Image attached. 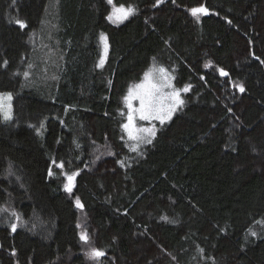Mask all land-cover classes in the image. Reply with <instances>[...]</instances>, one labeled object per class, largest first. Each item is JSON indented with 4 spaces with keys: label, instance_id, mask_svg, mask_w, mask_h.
Here are the masks:
<instances>
[{
    "label": "trees",
    "instance_id": "1",
    "mask_svg": "<svg viewBox=\"0 0 264 264\" xmlns=\"http://www.w3.org/2000/svg\"><path fill=\"white\" fill-rule=\"evenodd\" d=\"M113 3L0 0V264H264V0ZM152 62L189 89L134 151L120 103Z\"/></svg>",
    "mask_w": 264,
    "mask_h": 264
},
{
    "label": "snow or ice",
    "instance_id": "2",
    "mask_svg": "<svg viewBox=\"0 0 264 264\" xmlns=\"http://www.w3.org/2000/svg\"><path fill=\"white\" fill-rule=\"evenodd\" d=\"M109 5H112L113 11L107 17L110 21H123L127 19L129 15L133 14L134 10L132 8H125L123 5L117 7L113 0H107ZM162 2V0H159ZM190 14L199 22L200 15H206L208 10L207 8L201 7H193L190 10ZM230 22V21H229ZM21 28L26 27V25L22 21H17ZM104 42L105 53L107 51V43L106 37H101ZM104 59L102 58L99 66H103ZM159 73L162 74L160 78L153 79L152 73H146L144 76V81L140 84L135 85L134 88H130L128 91V95L125 97V104L128 109L127 113V123L123 125L124 130L126 131L128 138L131 140H135L138 142L151 143V139L149 137H155L156 129L155 127L151 128H137L135 126V119L138 118L140 120L150 121V120H158L161 124H164L165 121L170 120L172 118L173 113L183 105L184 101L180 99L179 91L173 90L170 93L162 92V88L171 87L170 83H161V80L167 81V73L163 68L159 69ZM221 75H227V73L221 70ZM241 92L244 91L242 85H236ZM187 90V89H185ZM133 100L139 102L138 107H133ZM5 101H11V95L5 94L0 96V112H2L4 118L10 119V103L5 104ZM123 114V113H122ZM146 134V135H143ZM135 150V149H133ZM55 163V162H54ZM60 168H63V164L57 165ZM51 171L49 175H51ZM77 173H73L71 175L65 173L67 183L65 184V190L69 193L72 192L73 181ZM77 206H80L79 200L76 201ZM13 231H15V226L13 225ZM254 235V233H253ZM81 239L87 242V235L82 234ZM89 257L92 259L99 260V258L103 257L105 253L99 249H92L89 252Z\"/></svg>",
    "mask_w": 264,
    "mask_h": 264
},
{
    "label": "rangeland",
    "instance_id": "3",
    "mask_svg": "<svg viewBox=\"0 0 264 264\" xmlns=\"http://www.w3.org/2000/svg\"><path fill=\"white\" fill-rule=\"evenodd\" d=\"M106 2H107V0H106ZM107 4H108V2H107ZM118 7V6H117ZM112 11H113V8H112V5H110V14L112 13ZM109 14V15H110ZM125 20V19H124ZM123 20V21H124ZM110 21V20H109ZM123 21H110L111 23H113V24H119V23H121V22H123ZM101 37H106L105 35H102ZM101 37L99 38L100 39V52H101V54H100V59H99V64H100V61H101V59L103 58L104 59V61H105V58H106V56H107V51H108V42H107V40H106V43H107V51H106V53H105V48H104V42L102 41V39H101ZM98 64V65H99ZM161 68H163L164 70H165V72L167 73V77H168V80L167 81H164V80H161V83H170L171 84V87H165V88H162V92H164V93H170V92H172L173 90H178L179 91V95H180V99H182V100H184V94L188 91V85H186V86H183V87H177V86H175V83H174V76H173V74H172V72L171 71H169L165 66H163V65H161V64H159V63H156V62H152V64L149 66V68L144 72V74H143V76H141L142 78H141V80L140 81H138V82H135V83H132L129 87H128V89H127V92H126V94L124 95V97H123V99H122V101H121V114H122V117H123V123H122V133H123V138L125 139V141H126V143L129 145V147L133 150V149H135L134 151H138V150H142L144 147H145V145L147 144V143H144V142H138V141H135V140H131V139H129L128 138V135H127V133H126V131L124 130V128H123V125L124 124H126L127 123V113H128V109H127V107H126V104H125V97L128 95V91H129V89L130 88H134L135 87V85H137V84H140V83H142L143 81H144V76H145V74L146 73H152V77H153V79L155 80V79H158V78H160L161 77V75L162 74H160L159 73V69H161ZM217 73L219 74V75H221V71H219V70H217ZM185 89H187V90H185ZM5 94H10V93H8V92H1L0 93V96H3V95H5ZM12 100H13V98H12V95H11V101L10 102H8V101H5V104H9L10 103V116H11V118L10 119H5L4 118V116H3V114H2V112H0L1 113V115H2V117H3V120L4 121H9V120H11L12 119V113H13V108H11L12 107ZM133 107H138L139 106V102L138 101H136V100H133ZM182 106H180L173 114H175L176 112H178V110L181 108ZM174 115H172V117H173ZM169 120H167V121H165V123L167 124V122H168ZM134 123H135V126L137 127V128H151V127H155L156 128V126H158V125H162L158 120H150V121H145V120H140L139 118H138V116H137V118L135 119V121H134ZM164 123V124H165ZM143 135H146V134H143ZM150 139L152 138V137H149ZM101 153V151H99V154ZM104 155V154H103ZM102 155V156H103ZM96 159V158H95ZM71 175V174H70ZM67 183V179H66V176H64V187H65V184ZM73 184H74V181H73ZM75 203V205H76V207H77V211H78V214H79V220H80V222L78 223L79 224V228H80V238H81V235L82 234H86L87 235V237H88V239L87 240H89V236H90V234H89V232H88V224H87V220H85V215L82 213L83 211H81L82 209H81V207L80 206H77V203H76V201L74 202ZM82 240V239H81ZM82 242H85L84 240H82ZM87 243V242H86ZM91 249V248H90ZM92 250V249H91ZM91 250H89V252L91 251ZM89 252H88V254H89ZM88 257H89V255H88ZM90 258V257H89ZM90 259H92V258H90ZM93 260H96V259H93Z\"/></svg>",
    "mask_w": 264,
    "mask_h": 264
}]
</instances>
